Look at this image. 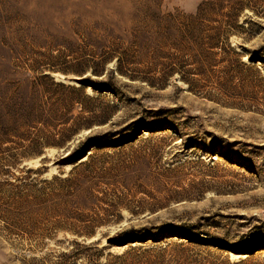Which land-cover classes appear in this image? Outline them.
Here are the masks:
<instances>
[{
	"label": "rangeland",
	"instance_id": "obj_1",
	"mask_svg": "<svg viewBox=\"0 0 264 264\" xmlns=\"http://www.w3.org/2000/svg\"><path fill=\"white\" fill-rule=\"evenodd\" d=\"M97 136L135 140L104 151L144 208L10 233L29 170ZM0 264H264V0H0Z\"/></svg>",
	"mask_w": 264,
	"mask_h": 264
},
{
	"label": "trees",
	"instance_id": "obj_2",
	"mask_svg": "<svg viewBox=\"0 0 264 264\" xmlns=\"http://www.w3.org/2000/svg\"><path fill=\"white\" fill-rule=\"evenodd\" d=\"M82 82L91 86L104 84L91 78ZM91 123L87 122L85 126ZM102 139L98 136L88 138L63 159L64 164L73 165L65 177L61 172L51 179H39L29 170L21 184L14 187L1 215L10 233L56 230L90 237L98 225L113 220L110 216H115L121 208L133 213H138L135 208H144L142 200L130 198L128 188V178L138 161L115 159L104 151L109 147L113 154L125 153L127 149L137 147L135 140L130 141L131 144H117L112 141L101 143ZM10 206L14 207L13 210ZM25 226L29 227L27 231ZM132 232L133 229L119 231L109 238V242L123 245Z\"/></svg>",
	"mask_w": 264,
	"mask_h": 264
}]
</instances>
